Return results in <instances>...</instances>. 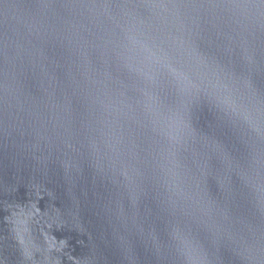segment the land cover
<instances>
[{"label": "water", "instance_id": "95a60500", "mask_svg": "<svg viewBox=\"0 0 264 264\" xmlns=\"http://www.w3.org/2000/svg\"><path fill=\"white\" fill-rule=\"evenodd\" d=\"M0 264H264V0H0Z\"/></svg>", "mask_w": 264, "mask_h": 264}]
</instances>
